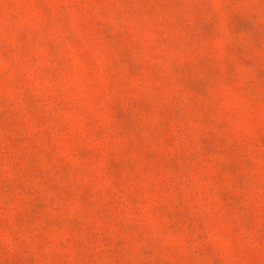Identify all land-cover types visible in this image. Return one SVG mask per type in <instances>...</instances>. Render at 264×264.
Returning <instances> with one entry per match:
<instances>
[{
	"label": "rangeland",
	"instance_id": "1",
	"mask_svg": "<svg viewBox=\"0 0 264 264\" xmlns=\"http://www.w3.org/2000/svg\"><path fill=\"white\" fill-rule=\"evenodd\" d=\"M0 264H264V0H0Z\"/></svg>",
	"mask_w": 264,
	"mask_h": 264
}]
</instances>
